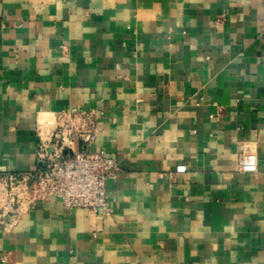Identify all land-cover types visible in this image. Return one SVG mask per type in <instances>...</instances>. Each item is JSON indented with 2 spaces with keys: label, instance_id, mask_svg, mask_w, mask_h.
<instances>
[{
  "label": "crops",
  "instance_id": "0c3cea01",
  "mask_svg": "<svg viewBox=\"0 0 264 264\" xmlns=\"http://www.w3.org/2000/svg\"><path fill=\"white\" fill-rule=\"evenodd\" d=\"M72 108L114 213L0 211V264H264V0H0V169Z\"/></svg>",
  "mask_w": 264,
  "mask_h": 264
},
{
  "label": "built area",
  "instance_id": "2783aa9c",
  "mask_svg": "<svg viewBox=\"0 0 264 264\" xmlns=\"http://www.w3.org/2000/svg\"><path fill=\"white\" fill-rule=\"evenodd\" d=\"M40 125L37 169L28 173L0 169L1 215L15 217L24 206L57 197L67 209L111 216L114 207L107 198V182L118 177L120 168L114 158L92 150L98 139L96 115L66 109L55 122ZM248 156L245 150L239 154L244 170L252 168Z\"/></svg>",
  "mask_w": 264,
  "mask_h": 264
}]
</instances>
